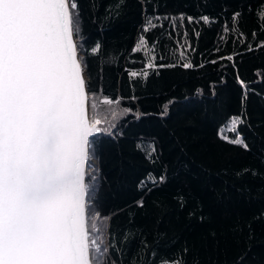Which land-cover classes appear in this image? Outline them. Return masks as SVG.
Wrapping results in <instances>:
<instances>
[{
  "label": "snow or ice",
  "instance_id": "snow-or-ice-1",
  "mask_svg": "<svg viewBox=\"0 0 264 264\" xmlns=\"http://www.w3.org/2000/svg\"><path fill=\"white\" fill-rule=\"evenodd\" d=\"M133 3L140 20L135 26L136 36L130 51L119 49L107 57V62L119 67L120 57L128 52L124 67L132 89L130 101L138 103L140 99L135 94L137 82L146 87L151 76L161 75V69L199 72L210 63L215 70L225 60L232 62L236 79L247 89L235 62V57L243 53L232 52L209 61L200 52V63L188 55L200 51L199 40L205 28L220 23V16L228 11L227 3L218 14L212 15L199 5L193 13L161 11L160 0H0V264H264L252 252L251 244L229 261L227 250L222 253L220 249L214 210L211 207L206 210L202 200L197 201V208L188 211L189 224L185 225L189 227L193 219L199 225H209L202 244L184 235L183 229H173L171 235L161 233L160 220L156 222L154 235L145 224L137 222L138 214H147L146 203L154 192L169 197L181 211L191 195L190 190L186 192L183 188L160 191L180 173L179 169H170L164 160V144L159 135L145 138L141 134L136 139L135 150L153 167L135 182L136 195L129 202L104 213L109 232L107 241L97 226L101 212L94 209L108 207L110 194L102 189L105 182L111 186L103 169L102 148L108 140L119 144L124 133L114 134L116 126L112 120L134 110L117 107L122 106L120 95L114 101L109 95H103V101L113 105L112 119L106 121L105 128L99 127L102 121L90 114L97 103L89 60L100 57L105 44L99 36L113 20L128 15ZM101 8L107 25L100 19ZM242 16L243 5L232 11L231 26L224 16L220 29L224 35L218 32L216 43L226 42L230 36L246 35L240 29ZM257 21L258 30L252 32L254 39L257 31L264 32V6L257 10ZM93 31L97 37L89 43ZM150 33L156 35L150 38ZM180 33L182 36L174 46L163 45L165 39L171 41L174 34ZM261 49H264V40L248 43L246 51ZM212 51L220 50L213 46ZM138 52L143 53V70L129 69L128 63L136 62L134 54ZM104 63L105 58L100 57L101 93ZM228 67L223 63L219 70ZM257 72L264 81V69ZM226 77L225 71L219 80L226 83ZM211 86L215 96V80ZM247 100L245 90L240 113L230 121L235 137L224 135L223 131L217 133L221 140L245 152L251 151V145L236 125L247 123ZM135 112V118L139 119V108ZM160 115L166 116V113ZM247 127L252 129L250 123ZM155 167H159V174ZM181 167L186 169L187 164ZM262 167L264 155L259 156L257 164L233 169V175L264 179ZM152 203L159 207L162 201L153 199ZM121 214L124 223L117 222L113 228L112 220ZM255 220H264V209L248 221L249 240ZM230 230L242 231V228L233 224ZM150 236H153L151 241ZM134 242L135 254L130 255ZM176 244L179 247L172 251L162 250Z\"/></svg>",
  "mask_w": 264,
  "mask_h": 264
},
{
  "label": "trees",
  "instance_id": "trees-1",
  "mask_svg": "<svg viewBox=\"0 0 264 264\" xmlns=\"http://www.w3.org/2000/svg\"><path fill=\"white\" fill-rule=\"evenodd\" d=\"M107 2V0H105ZM161 11L164 10H186L193 13L197 5L204 11L216 15L221 7L229 5L226 14L220 16V23L206 27L199 40L200 51L188 55L200 63V52H204L207 60L218 56H226L228 53H243L235 57L236 65L239 68V76L248 86L245 89L236 79L237 71L231 67V61H221L215 66L210 63L199 72H185L182 69H161L159 77L151 76L146 87H141L137 82L136 96L140 97L138 103L130 101L132 89L128 84V74L125 71V63L128 52L120 57L119 67L115 63L107 62L108 53L127 49L130 51L136 36V24L140 16L131 4V11L126 16L113 20L109 27L99 38L104 42L105 47L101 49L100 57L105 58L103 66V93L100 91L99 59L89 60V68L95 77L94 87L96 89L97 106L91 115L102 121L99 125L102 129L106 127V121L111 120L110 109L113 105L103 101V95H109L113 101L116 95L122 97V106L133 108L132 113L118 115L112 123L116 126L114 134L123 131L124 136L120 137L119 144L112 140L105 141L102 148L103 169L107 172L108 181L105 182L102 191L110 194L107 208L94 209L100 211L101 215L97 220V226L105 230V241H107L108 223L104 220L105 212H111L115 206H122L129 202L135 195V182L145 172L153 167L147 163L143 155L135 150L136 139L141 134L145 138L159 135L164 144V160L169 164L170 169H179V177L172 179L162 192H172L176 188H183L186 192L190 190L188 204L179 210L175 202L167 196H159L154 192L146 203V215L137 216V222L145 224L147 230L155 234L157 220H160L159 231L172 234L173 229H183V234L195 238L198 244H202L203 235L207 232L209 225H199L195 219L189 227L187 213L190 209L197 208V201L202 200L207 210L211 207L214 210L215 226L220 236L221 252L226 249L228 259L231 261L235 255L251 244L252 252L256 254L259 261H264V220L252 222V239L249 240V228L247 227L253 215L264 209V179L261 177L245 176L237 178L233 175V169L246 164H257L258 158L264 155V81L258 74V69H264V49L259 52H247L248 43H259L264 40V32L257 31L253 38L252 32L258 30L257 10L264 6V0H160ZM166 5V8L164 7ZM243 5V16L240 19V29L246 34L243 37L230 36L227 41L216 43L215 37L224 23V16L228 17L231 26V13L238 6ZM251 9V10H249ZM100 19L107 25L103 8L100 11ZM87 29V25H85ZM191 31V28L189 29ZM158 31V30H157ZM150 38L156 33H150ZM180 34H174L171 41L164 40L163 45L174 46ZM97 37L96 32L89 35V43ZM244 41V43H241ZM182 42V41H181ZM213 46L219 48V52H213ZM161 51L160 48L157 49ZM165 55L167 51L165 49ZM135 63H128L129 69L143 70V53H136ZM157 62H160L159 60ZM165 62H172L166 60ZM230 65L223 71L219 70L221 64ZM227 72L226 83H222L219 77ZM216 81V95H212L211 81ZM197 88L201 89L198 93ZM248 91L247 117L246 122L252 125L249 130L247 123L238 124L240 132L244 134L246 141L251 145V151L233 147L226 141L221 140L217 133L223 131L224 135L235 137L231 130H224L234 115L240 113L241 97L244 91ZM259 93V95L257 94ZM90 92V103H91ZM139 108L140 118L136 119L135 110ZM166 113L161 116L160 113ZM151 113V115H145ZM223 126V127H222ZM168 132L175 135L168 136ZM107 135V133H103ZM97 136L101 133L95 134ZM222 146V147H221ZM187 164V168L181 167ZM227 170V171H225ZM264 171V167L261 168ZM159 174V167H155ZM153 199H160L161 206L152 203ZM225 212L228 213L225 216ZM162 217V219H161ZM117 222L124 223V216L115 217L112 220V227L116 228ZM233 224H239L242 231H231ZM221 226L224 229L221 234ZM153 236H150L151 239ZM163 243V241L161 242ZM209 245L211 240L208 241ZM179 244L171 246L163 251H172L178 248ZM136 243L130 255H134ZM203 253V248H201Z\"/></svg>",
  "mask_w": 264,
  "mask_h": 264
},
{
  "label": "rangeland",
  "instance_id": "rangeland-1",
  "mask_svg": "<svg viewBox=\"0 0 264 264\" xmlns=\"http://www.w3.org/2000/svg\"><path fill=\"white\" fill-rule=\"evenodd\" d=\"M97 103V102H96ZM90 108H91V103H90ZM91 111H93V109L91 110ZM231 127H232V125H231V123H229L226 127H225V129L224 130H230L231 129ZM100 228V230H101V232L103 233V237H104V239H105V230L103 231V229L101 228V227H99Z\"/></svg>",
  "mask_w": 264,
  "mask_h": 264
}]
</instances>
